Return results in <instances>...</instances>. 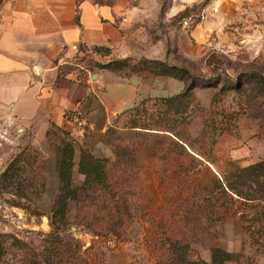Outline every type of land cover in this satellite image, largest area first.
<instances>
[{"label": "rangeland", "instance_id": "obj_1", "mask_svg": "<svg viewBox=\"0 0 264 264\" xmlns=\"http://www.w3.org/2000/svg\"><path fill=\"white\" fill-rule=\"evenodd\" d=\"M173 2L159 1L162 32L168 34L182 24L190 27L203 21L208 8V42L195 58L169 47L166 62L186 70L182 78L174 76L178 81L171 86L177 87L176 93L139 104L115 124L136 126L137 130L129 134L115 127L107 130L108 140L116 146L112 159L107 158L108 172L121 178L120 185H128V208H122L119 193L110 196L99 190V198L90 193L86 199L88 192L80 189L85 176L78 166L84 151H72L65 215L72 225L66 233L81 240L82 252L99 240L105 264H154L151 251L160 246L157 236L164 227L175 232L214 233L219 245L235 254L223 264H264V216L256 212L257 200H246L240 212L201 227L194 222L192 211L176 225L160 224L176 213L175 201L197 178L208 183L213 195L217 189L207 172L221 179L224 174L232 176L235 164L247 166L264 159V0H196L164 20L162 15ZM122 69L123 75L134 73L128 67ZM144 74L147 70L140 75ZM64 138L52 130L49 151L29 144L20 151H0V246L8 248L3 259L9 264L29 258L30 248L38 250L52 230L51 208L59 193L57 149L64 146ZM20 184L27 188V197L15 192ZM116 201L117 208L113 206ZM96 204L123 220L114 228L120 237L108 234L98 238L75 224L82 206H87L84 213L91 214L97 213ZM180 214L177 211L175 218L180 219ZM15 237L25 242L27 249L18 248L21 244ZM84 254L92 262L88 253ZM192 254L210 259V251L201 242L194 245Z\"/></svg>", "mask_w": 264, "mask_h": 264}, {"label": "crops", "instance_id": "obj_2", "mask_svg": "<svg viewBox=\"0 0 264 264\" xmlns=\"http://www.w3.org/2000/svg\"><path fill=\"white\" fill-rule=\"evenodd\" d=\"M159 1L0 0V151L27 144L49 151L55 130L73 142V151L112 159L116 146L107 130H137L115 124L139 104L176 93L171 84L178 80L123 75L103 65L123 58L166 61L169 47L195 58L208 42V8L203 21L167 34ZM194 2L174 0L163 19ZM73 43L90 51L81 65L71 62Z\"/></svg>", "mask_w": 264, "mask_h": 264}, {"label": "trees", "instance_id": "obj_3", "mask_svg": "<svg viewBox=\"0 0 264 264\" xmlns=\"http://www.w3.org/2000/svg\"><path fill=\"white\" fill-rule=\"evenodd\" d=\"M131 63L134 65H131ZM103 66L118 74L122 73L123 67H128L138 74H141L143 70H147V74H144V76L170 75L182 78L183 73L186 72L182 67L170 65L163 60L149 58L139 60L133 58L116 59ZM65 134L67 133L65 132ZM62 143L64 146L57 149L56 169L59 179V193L51 208L50 224L52 230L46 234L44 244L42 243L38 250L30 248L31 256L24 259L20 264H105L100 258L99 240L94 241L84 251L92 258L91 262L81 250V240L76 238L72 232L66 233L72 225L65 215L71 182L70 171L74 161L72 158L73 142L64 138ZM180 154L187 153L181 151ZM108 163L107 158H95L82 153L78 166L79 172L84 174L85 179L80 189L88 192L86 199L89 198L90 193L94 194L93 198H99L101 196L98 193L99 190L107 192L110 196L119 193L122 197V208H128L130 206L126 196L128 185L118 183L121 178L114 177L113 174L108 172ZM203 171L204 169L198 170V172ZM15 175L14 172L11 176L14 177ZM207 175L214 180V189H217V192L212 195L213 190L210 189L208 183L197 178L190 187H184L175 201L174 210L176 213L171 214L167 222L162 220L161 225L166 226L169 224L168 226H173L181 220L185 221V213L187 214L190 211L195 215L194 222L200 227L208 221L210 223L214 220L223 221L226 217L240 212L241 205L246 200L259 201L260 203L257 204L259 208L256 212L260 216H264V204H262L264 203V159L247 166L235 164L232 176L224 174L219 179L212 172H207ZM186 188L189 190L187 191ZM26 189L20 184L15 192H18L21 197H27ZM18 205L24 206L22 203ZM113 206L117 208L118 202L116 201ZM86 207L85 205L82 206V213L79 212L76 217L75 224L78 227L91 232L98 238L108 234L118 236L114 228L123 222L121 218L113 216L112 212L108 208L105 209L103 205L96 204L97 213L94 211L91 214L83 212ZM102 210H105L106 213L101 214ZM177 211L181 212L180 219L174 216L177 215ZM164 229L166 230L159 231L157 236L160 246L154 247L151 251L154 264H223L235 257L233 252L219 245V242L215 240L216 235L212 232L202 230L197 234H193L183 231L175 232L169 230V227H164ZM15 240L21 244L18 248L27 249L25 242L17 237H15ZM198 242L206 244L207 249L210 251L209 260L192 254L194 245ZM7 253L8 248L0 246V264H9L3 259Z\"/></svg>", "mask_w": 264, "mask_h": 264}, {"label": "built area", "instance_id": "obj_4", "mask_svg": "<svg viewBox=\"0 0 264 264\" xmlns=\"http://www.w3.org/2000/svg\"><path fill=\"white\" fill-rule=\"evenodd\" d=\"M214 10L217 11L218 7H214ZM70 49L73 53V58L71 60L72 63L76 65H81L83 61L89 57L90 51L87 49H84L80 43H73L70 46Z\"/></svg>", "mask_w": 264, "mask_h": 264}, {"label": "water", "instance_id": "obj_5", "mask_svg": "<svg viewBox=\"0 0 264 264\" xmlns=\"http://www.w3.org/2000/svg\"><path fill=\"white\" fill-rule=\"evenodd\" d=\"M73 229H75V227H73Z\"/></svg>", "mask_w": 264, "mask_h": 264}]
</instances>
